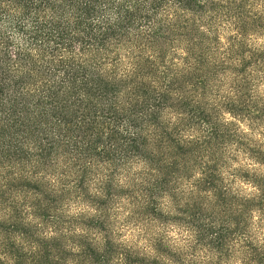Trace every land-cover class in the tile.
I'll use <instances>...</instances> for the list:
<instances>
[{
	"label": "trees",
	"instance_id": "16d2710c",
	"mask_svg": "<svg viewBox=\"0 0 264 264\" xmlns=\"http://www.w3.org/2000/svg\"><path fill=\"white\" fill-rule=\"evenodd\" d=\"M263 38L264 0H0V264H60L72 204L84 264H264Z\"/></svg>",
	"mask_w": 264,
	"mask_h": 264
},
{
	"label": "rangeland",
	"instance_id": "374dc122",
	"mask_svg": "<svg viewBox=\"0 0 264 264\" xmlns=\"http://www.w3.org/2000/svg\"><path fill=\"white\" fill-rule=\"evenodd\" d=\"M258 43L264 45V38L259 39ZM261 92L264 94V83L261 85ZM243 128L247 130V132L251 135L252 138L264 140V129L263 128L250 127L249 124L245 122L243 123ZM259 168H262V171H264V167H259ZM66 209L70 213V215L69 217H66L65 219H63L64 220L63 224L66 227L70 228L68 230H71V231H68V233H66L67 240H65L67 241L69 249L63 252L62 255L60 256V260L56 262H59L60 264H84L83 263L84 260H83L82 255H80L79 249L75 247V245H77L81 239L76 236L79 234L77 233L73 234V231L75 229L78 230L76 231L78 233L81 231L79 219L76 217V215L78 214V212L86 210V208L84 209V207H78L72 204V205H68ZM127 211L129 212V208L120 210L121 214H119V219L117 223V226L122 231V238L127 240L129 243L138 244L139 246L143 247L145 244L142 240H140L141 232L137 229L138 225H134V223H132L133 221H130L129 217L132 215H131V212H129L128 214ZM128 219L129 221H127ZM167 230L172 236L173 243L176 245V247L184 248L189 253H193L192 249H189V245L195 246V242L191 241L193 239L190 238L189 233H187L185 229H183L179 225L171 224L169 225ZM90 236L94 238L93 233H91Z\"/></svg>",
	"mask_w": 264,
	"mask_h": 264
},
{
	"label": "clouds",
	"instance_id": "9594fccd",
	"mask_svg": "<svg viewBox=\"0 0 264 264\" xmlns=\"http://www.w3.org/2000/svg\"><path fill=\"white\" fill-rule=\"evenodd\" d=\"M236 264H240V261H239V260H237V261H236Z\"/></svg>",
	"mask_w": 264,
	"mask_h": 264
}]
</instances>
